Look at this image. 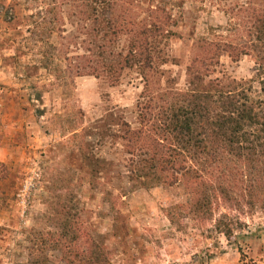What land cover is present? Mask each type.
<instances>
[{"label": "rangeland", "instance_id": "obj_1", "mask_svg": "<svg viewBox=\"0 0 264 264\" xmlns=\"http://www.w3.org/2000/svg\"><path fill=\"white\" fill-rule=\"evenodd\" d=\"M263 21L264 0H0V264H66L54 245L65 217L82 234L70 264H264V196L233 189L238 202L217 196L201 221L176 206L183 185L133 176L124 137L145 79L129 65L113 83L105 68L156 23L163 90L202 73L264 94Z\"/></svg>", "mask_w": 264, "mask_h": 264}, {"label": "trees", "instance_id": "obj_2", "mask_svg": "<svg viewBox=\"0 0 264 264\" xmlns=\"http://www.w3.org/2000/svg\"><path fill=\"white\" fill-rule=\"evenodd\" d=\"M158 27L155 23L138 31L128 52L117 54L120 61H107L105 67L113 83L118 81V72L129 65L145 79L144 94L137 102L138 127L129 129L124 137L130 171L145 187L183 185L189 195L176 206L189 209L201 221L213 219L217 196L235 200L229 197L233 189H249L256 197L264 196V94H253L250 80L229 75L207 79L202 73L190 75L184 89L169 86L163 90L160 80L151 79L154 46L162 36ZM258 31L264 33V21ZM139 35L153 39L139 43ZM233 48L229 45L226 49L231 54ZM206 49L212 50L202 48ZM217 56L215 51L211 65L218 64ZM0 166L5 167L2 162ZM227 216L221 213L215 228L230 238L233 227L225 221ZM57 236L54 245L62 246L64 261L70 264L78 252L73 244L82 234L65 217ZM91 254L98 262L97 251Z\"/></svg>", "mask_w": 264, "mask_h": 264}, {"label": "crops", "instance_id": "obj_3", "mask_svg": "<svg viewBox=\"0 0 264 264\" xmlns=\"http://www.w3.org/2000/svg\"><path fill=\"white\" fill-rule=\"evenodd\" d=\"M0 154H2V150H1V148H0Z\"/></svg>", "mask_w": 264, "mask_h": 264}]
</instances>
